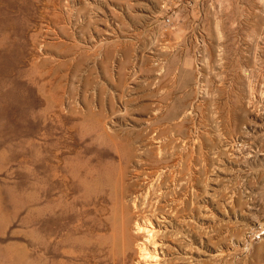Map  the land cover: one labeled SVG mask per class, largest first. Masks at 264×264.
Masks as SVG:
<instances>
[{
    "label": "rangeland",
    "instance_id": "obj_1",
    "mask_svg": "<svg viewBox=\"0 0 264 264\" xmlns=\"http://www.w3.org/2000/svg\"><path fill=\"white\" fill-rule=\"evenodd\" d=\"M156 130L189 136L169 264H264V0H0V264L47 263L50 154Z\"/></svg>",
    "mask_w": 264,
    "mask_h": 264
},
{
    "label": "bare ground",
    "instance_id": "obj_2",
    "mask_svg": "<svg viewBox=\"0 0 264 264\" xmlns=\"http://www.w3.org/2000/svg\"><path fill=\"white\" fill-rule=\"evenodd\" d=\"M178 133L146 131L143 142L136 147L138 154L127 146L106 150L117 164L99 165L96 171L88 165L93 159L83 160L89 162L86 164L78 160L70 165L65 162V151L50 154L46 167V264H169L162 250L164 240L158 234L159 218L164 223L170 214L175 216L188 210L185 193H181L173 175L182 158L173 152L172 142L179 139ZM186 142L181 150L187 159ZM88 153L89 148L84 146L80 159ZM180 193L184 199L177 202ZM92 205L95 217L91 219ZM180 232H174L177 241ZM182 252V261L177 264H191L192 253L187 249Z\"/></svg>",
    "mask_w": 264,
    "mask_h": 264
}]
</instances>
